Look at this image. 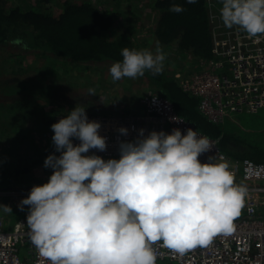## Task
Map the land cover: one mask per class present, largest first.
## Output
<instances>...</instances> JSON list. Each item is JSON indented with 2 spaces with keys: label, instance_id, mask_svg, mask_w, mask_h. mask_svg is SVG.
I'll list each match as a JSON object with an SVG mask.
<instances>
[{
  "label": "clouds",
  "instance_id": "9594fccd",
  "mask_svg": "<svg viewBox=\"0 0 264 264\" xmlns=\"http://www.w3.org/2000/svg\"><path fill=\"white\" fill-rule=\"evenodd\" d=\"M197 0H186L194 4ZM220 20L249 38L264 36V0H220ZM171 12L185 9L172 4ZM113 62V82L163 71L166 54L149 49H121ZM88 96L96 90L89 88ZM85 105L75 106L52 124L48 181L33 185L18 207L26 217L31 244L47 264H156L154 245L176 253L207 246L230 236L244 206L245 189L235 183L227 162L201 163L213 142L188 128L170 134L138 130L133 141H119V158L88 155L104 152L101 124L89 121ZM173 120H179L172 117ZM118 133L128 135L120 127ZM73 139L79 141L73 144ZM4 212L11 208L0 205Z\"/></svg>",
  "mask_w": 264,
  "mask_h": 264
},
{
  "label": "trees",
  "instance_id": "16d2710c",
  "mask_svg": "<svg viewBox=\"0 0 264 264\" xmlns=\"http://www.w3.org/2000/svg\"><path fill=\"white\" fill-rule=\"evenodd\" d=\"M142 3L151 12L153 23L147 20L151 25V33L147 35L151 37L146 38L142 37L137 18ZM172 4H179L185 10L171 12ZM220 7V0H197L194 4L186 0H0V138L17 146L27 141L35 143L33 134L36 133L43 140V135L52 132L50 126L55 119L52 116L67 115L75 107L62 108L60 103L66 100L59 96L66 89L70 91L73 70L100 66L112 85H121L126 97L133 95L131 102L138 99L135 85L145 80L146 89L142 93L150 90L166 97L179 116L203 135L216 140L219 150L227 157L264 164V148L260 142L244 135L236 121L224 124L209 121L198 109L199 100L184 93L174 77L177 72L188 74L198 61L212 58L209 16L212 11L219 12ZM157 45L166 54L160 74L146 71L136 79L112 81L109 67L122 60L121 49H156ZM28 55L36 59L31 64H26ZM80 103L86 106L87 114L91 102L81 99ZM53 106H58V111H49ZM245 114L261 123L264 121L258 112ZM14 118L23 120V125L14 124ZM28 120L35 125L24 127ZM47 148L53 150L52 146ZM30 165L24 169L26 174ZM8 186L7 180L0 181V188ZM0 201L14 204L9 196ZM16 201L8 212L12 223L25 210V206L23 210L18 207L19 199Z\"/></svg>",
  "mask_w": 264,
  "mask_h": 264
},
{
  "label": "built area",
  "instance_id": "2783aa9c",
  "mask_svg": "<svg viewBox=\"0 0 264 264\" xmlns=\"http://www.w3.org/2000/svg\"><path fill=\"white\" fill-rule=\"evenodd\" d=\"M209 19L212 58L198 61L196 69L186 75L177 72L174 77L180 88L197 98L200 113L216 124L234 121L236 114L264 110V36L249 38L238 28H226L219 12L212 11ZM138 103L137 111L128 114L87 113L89 121L101 124L99 134L106 137L107 143L106 151L91 150L88 155L94 154L105 160L118 159V142L135 140L139 129H144L145 136L151 131L170 134L174 128L182 134L188 128L196 130L194 125L175 112L172 103L160 93L147 90ZM63 116L57 115L54 123ZM120 127L128 129L127 136L118 133ZM196 131L198 135L205 136ZM53 134L45 136L52 141ZM209 139L214 146L199 157L201 163L208 162L210 156L212 163L227 162L235 183L245 189L244 206L234 221L235 230L230 236H217L207 246H197L184 254L158 243L154 245L156 262L264 264V164L248 159L232 160L219 150L216 140ZM78 143L73 139V144ZM53 154L59 155L54 146ZM27 195L24 194L23 198ZM0 196H10V193L0 188ZM27 215L28 206H25L22 216L8 229L0 219V264H47L31 244Z\"/></svg>",
  "mask_w": 264,
  "mask_h": 264
},
{
  "label": "rangeland",
  "instance_id": "374dc122",
  "mask_svg": "<svg viewBox=\"0 0 264 264\" xmlns=\"http://www.w3.org/2000/svg\"><path fill=\"white\" fill-rule=\"evenodd\" d=\"M96 1V0H95ZM147 5L145 3H142L138 7V23L139 26L141 27V31L143 33L142 37H151V35H147V33H151V25L149 26V23L147 22L148 19H150L151 12L147 9ZM148 10V11H147ZM150 24L153 25L150 19ZM151 51L155 52L154 47H150ZM28 53H30L28 51ZM26 64H31L33 61L36 59L28 55L26 56ZM188 63H191V60L188 59ZM47 62V61H46ZM45 62V63H46ZM58 66H62L58 64ZM7 68V66H5ZM18 69V65L15 67ZM196 69V68H195ZM76 71L73 70V80L71 81L74 85L72 84V91H71V86L70 91L66 89L65 92H61V95H59L61 100H66V101H61V106L62 108H72L77 105H81L80 100L83 99L86 101V103L92 104L90 107L88 106L87 113L90 114H96V113H101L100 111L109 109L110 111H117L119 112L124 111V110H137L139 107L138 101L139 98L143 95L142 92H144L142 89L146 88L145 82L138 81V85H135L136 90L138 91L137 97L135 101L131 100L133 99V95H129L126 97V94L122 92L121 90V85L116 86L115 84L112 85V82L110 80L109 75H107L106 71L101 69L100 66L98 67H92V68H87L85 70L79 71L78 69H75ZM75 79V80H74ZM142 82V83H141ZM123 84V83H122ZM126 85V84H125ZM89 88H94L96 90V95L95 96H88L87 90ZM138 106V107H137ZM137 107V108H136ZM49 111H58V106H53L49 108ZM258 116L264 118V110H259L258 111ZM59 115V114H58ZM55 118L54 116H52ZM233 120L237 122V124L241 127V132L244 133L246 136H251V138L255 141L260 142L261 146L264 148V121L262 123L260 121H257V119L254 118V116L250 114H236L233 116ZM13 123L20 126L21 124L23 125V120L20 119H15L13 120ZM31 124V125H30ZM35 125V123H33ZM32 124L31 120H28L25 122L24 127H33L34 125ZM29 125V126H28ZM33 136L37 139L35 143L33 142H22L21 145L17 146V144H11L9 143L8 146L3 145L1 143L4 141L3 138H0V154L4 155L5 158H3L0 155V167L1 163L3 160L9 159V164L14 163L17 164L18 160H21L24 158V160H27L30 165L31 173L29 175L30 178H28V182H26L25 188H19V192H10V195L15 194V200H18L19 197V204L20 201L23 199V195L26 193L30 192V188H32L33 184L34 185H41L44 184L48 181L49 176L51 175V169L50 168H44L43 163L45 158L49 154H53V150L49 151L47 147L53 148L52 141L50 139H47L45 135H43L44 139L39 140V135L33 134ZM46 141H48L46 143ZM15 142V141H13ZM16 143V142H15ZM29 143V144H28ZM257 143V142H256ZM3 150L1 151V149ZM18 153V154H17ZM19 155V156H18ZM33 161H35V165H32ZM7 163H3L2 167L5 169L7 167ZM6 183V182H5ZM9 184V182H8ZM18 186L16 182L10 183V186ZM8 192V189L6 190ZM26 206V205H25ZM27 207V206H26ZM0 213L3 215H0V219L2 220V224L8 229L12 225L10 224V219H9V213L4 212L2 208H0ZM5 216V217H4ZM156 264H174L170 262L166 263H160L156 262Z\"/></svg>",
  "mask_w": 264,
  "mask_h": 264
},
{
  "label": "crops",
  "instance_id": "0c3cea01",
  "mask_svg": "<svg viewBox=\"0 0 264 264\" xmlns=\"http://www.w3.org/2000/svg\"><path fill=\"white\" fill-rule=\"evenodd\" d=\"M1 143H3V145H5V148H6V146H8L10 142L7 139H4V141H2ZM2 150H3V148L1 149V151ZM0 155L3 158H5L4 155H2V154H0ZM3 163L4 164L7 163V165H8L5 169H3V167H2ZM33 163H35V161H33ZM29 165L30 164L28 163V161L24 160V158H22L21 160H18L17 164H15V165H14V163L9 164V161L7 162V160L4 159L3 162L1 163V167H0V181L2 182L4 179L7 180L9 182V186L6 187V188H2V189H4V190L8 189V193L23 191V190H20L19 188H23V187L25 188L26 182H28L27 179L30 178V176H31V175H29L31 173V171H28L27 174H26V172H24V169L26 168V166H29ZM12 182H16L18 184V186L17 185H15V187L14 186H10V183H12ZM20 186H23V187H20ZM2 197L3 196H0V200H1ZM9 197L12 198L11 202H14V204H11L10 201H7L6 203H2L0 201V205H6L8 207H11L12 205H15V204L18 203L15 200V194L14 195H10ZM0 215H3V214L0 213ZM20 216H17V218H19ZM9 222H10L11 225L13 224L12 220H10Z\"/></svg>",
  "mask_w": 264,
  "mask_h": 264
}]
</instances>
